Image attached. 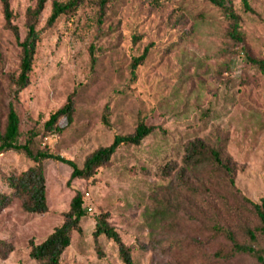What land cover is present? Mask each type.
Instances as JSON below:
<instances>
[{
    "label": "rangeland",
    "instance_id": "1",
    "mask_svg": "<svg viewBox=\"0 0 264 264\" xmlns=\"http://www.w3.org/2000/svg\"><path fill=\"white\" fill-rule=\"evenodd\" d=\"M53 1L47 0L38 23L30 83L15 99L9 76L19 71L21 47L5 26L0 0V130L13 101L21 141L35 128V146L82 165L116 133L133 131L139 117L155 129L141 144L119 147L90 178L69 181L70 164L46 159L48 210L27 212L16 196L0 207V264H40L30 256L31 240L42 241L62 222L77 191L86 214L61 264H126L105 235L99 239L104 254H98L93 231L102 212L130 246V264H259L247 254L216 255L229 247L223 236L213 239L211 218L217 214L237 227L255 223V216L236 215L240 204L224 198L218 184L212 194H198L208 181L202 167L183 170L188 143L202 137L231 158L242 194L255 201L264 195V71L228 36L223 11L210 0H107L103 9L101 0H85L48 26ZM249 1L253 10L242 0H233L234 8L246 50L264 58V0ZM35 2L10 0L21 38L26 9ZM146 49L133 74V59ZM70 95L73 120L62 116L61 130L46 132V120ZM32 164L24 153H0V192L11 194L8 176Z\"/></svg>",
    "mask_w": 264,
    "mask_h": 264
},
{
    "label": "trees",
    "instance_id": "2",
    "mask_svg": "<svg viewBox=\"0 0 264 264\" xmlns=\"http://www.w3.org/2000/svg\"><path fill=\"white\" fill-rule=\"evenodd\" d=\"M5 17V26L11 29L21 47L19 71L10 73L11 93L16 99L19 93L29 85L30 75L33 69V62L37 51V44L41 39V29L38 23L47 0H36L34 5H29L26 9L27 31L23 38L20 36V28L14 21L15 15L11 7L10 0H1ZM85 0H55L52 11L47 18L46 25L52 26L58 18L66 12L76 9ZM107 0H101V8ZM219 7L229 21L228 36L241 44L244 49L246 59L264 71V58L252 56L245 47V33L241 29V16L234 8L233 0H210ZM245 10H253L249 0H242ZM103 9V8H102ZM146 49L141 55L136 56L132 62V73L135 74L137 67L143 62L147 55ZM75 104L70 95L68 100L58 109L53 111L44 124L46 132L61 130L58 121L60 117L66 116L69 121L73 120ZM103 120L109 125L107 114ZM155 126L148 124L143 117H139L134 130L125 134L116 133L113 141L107 145H100L91 151L79 165L74 159L67 158L49 148L35 146V138L39 130L32 128L28 136L21 141L20 117L13 101L9 103V109L5 126L0 130V153L15 150L24 153L33 161V164L26 169L12 173L8 176V184L12 188L11 194L0 192V207L4 206L12 196L21 200L22 208L27 212L43 213L49 208L48 192L46 184L45 160L54 159L66 162L72 166L69 181L74 178H90L95 175L98 168L108 163L117 149L126 144H141L143 139L152 133ZM183 170L203 168L208 181L203 187L197 189V193L212 194L215 185H219L226 191L224 198L231 196L240 204L242 210L234 211L227 205L229 213L251 214L255 216L256 222L252 224L244 221L237 227L221 220L217 214L211 218L209 228L212 231L213 239L223 236L227 241L229 250L226 253L217 251L216 255L230 257L235 254H247L254 258L259 264H264V195L258 201L251 199L241 193L236 186V167L229 156H225L223 149L217 143H211L205 138L197 137L191 140L183 158ZM217 181H219L217 183ZM204 190V191H203ZM238 194H241L239 197ZM214 201V200H213ZM212 201V202H213ZM86 203L81 191H77L72 197L69 208L63 212V220L54 227L51 233L40 242L31 240L30 256L38 260L40 264H61L62 255L72 242L75 231L82 232L81 221L86 214ZM239 206V205H238ZM216 208V206H215ZM163 216H166V211ZM248 218V215L245 216ZM244 217V218H245ZM96 228L93 231L94 240L97 244V251L102 256L103 250L100 245V236L114 240L118 244V249L122 260L126 264L132 262L131 248L127 245L119 231L109 222L108 212L99 213L96 216Z\"/></svg>",
    "mask_w": 264,
    "mask_h": 264
},
{
    "label": "built area",
    "instance_id": "3",
    "mask_svg": "<svg viewBox=\"0 0 264 264\" xmlns=\"http://www.w3.org/2000/svg\"><path fill=\"white\" fill-rule=\"evenodd\" d=\"M87 208H88V209H90V210L92 209V207H91V206H89V207H87Z\"/></svg>",
    "mask_w": 264,
    "mask_h": 264
}]
</instances>
